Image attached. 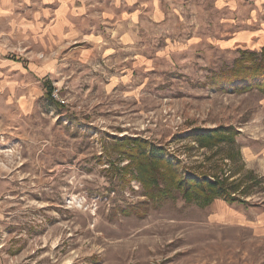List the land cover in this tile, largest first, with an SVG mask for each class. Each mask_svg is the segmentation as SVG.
<instances>
[{"label": "rangeland", "instance_id": "374dc122", "mask_svg": "<svg viewBox=\"0 0 264 264\" xmlns=\"http://www.w3.org/2000/svg\"><path fill=\"white\" fill-rule=\"evenodd\" d=\"M237 1L138 5V31L108 25L80 41L48 81L54 101L13 108L19 129L0 142V264H264V93L211 85L240 50L264 46V0ZM220 126L237 130L233 146L191 138ZM135 139L180 172L238 186L241 201L144 188L113 149Z\"/></svg>", "mask_w": 264, "mask_h": 264}, {"label": "crops", "instance_id": "0c3cea01", "mask_svg": "<svg viewBox=\"0 0 264 264\" xmlns=\"http://www.w3.org/2000/svg\"><path fill=\"white\" fill-rule=\"evenodd\" d=\"M146 4L156 12L165 5L164 0H0V142L19 129L13 125V108L27 111L44 97L46 82L69 67L80 41L98 42L97 27L105 31L108 25L125 36L130 27L138 31V5ZM105 22L110 24L103 26ZM96 46H81L86 62L96 57Z\"/></svg>", "mask_w": 264, "mask_h": 264}, {"label": "trees", "instance_id": "16d2710c", "mask_svg": "<svg viewBox=\"0 0 264 264\" xmlns=\"http://www.w3.org/2000/svg\"><path fill=\"white\" fill-rule=\"evenodd\" d=\"M211 85L219 91H227L230 88L237 92L257 89L264 93V46L260 51L240 50L239 56L235 58L231 67L221 68L213 73ZM45 88V97L53 100L52 84L46 82ZM236 134L237 130L232 126H220L213 129L196 128L191 138H194L193 141L202 147L222 144L233 146L236 142ZM113 149L128 160V163L121 168L124 170V175L134 169L138 180L146 189L160 187L164 183L160 195H169L177 189L183 192V197L187 201L194 200L204 206L216 197H225L229 201H241L232 193L234 192L232 190H238V186L234 188L232 185L226 186L219 178L207 180L205 175H187L180 172L179 167H176L162 147H151L147 140L135 139L132 143L126 140L120 144L117 142Z\"/></svg>", "mask_w": 264, "mask_h": 264}, {"label": "built area", "instance_id": "2783aa9c", "mask_svg": "<svg viewBox=\"0 0 264 264\" xmlns=\"http://www.w3.org/2000/svg\"><path fill=\"white\" fill-rule=\"evenodd\" d=\"M56 95V94H55ZM52 96H54V91L52 92ZM55 97V96H54Z\"/></svg>", "mask_w": 264, "mask_h": 264}]
</instances>
